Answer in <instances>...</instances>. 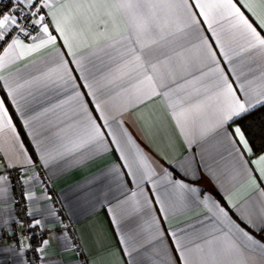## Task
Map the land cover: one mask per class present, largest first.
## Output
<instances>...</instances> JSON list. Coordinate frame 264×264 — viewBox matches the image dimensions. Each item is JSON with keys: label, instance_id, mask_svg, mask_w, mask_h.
<instances>
[{"label": "snow or ice", "instance_id": "1", "mask_svg": "<svg viewBox=\"0 0 264 264\" xmlns=\"http://www.w3.org/2000/svg\"><path fill=\"white\" fill-rule=\"evenodd\" d=\"M5 7L7 11L3 10ZM194 8L199 12H194ZM202 23L215 37L219 56L208 37L203 35ZM225 24L226 28L223 27ZM217 27L222 31L217 32ZM262 32L264 0H193L192 3L189 0H0V42L6 44L0 55V70L29 53L54 45L58 36L67 47V54L74 58L72 63L81 65L78 69L81 72L89 71L83 61L90 56L101 63L105 59L109 61L107 72L101 70L99 79L90 71L82 77L86 81L83 85L88 89L86 93L79 90L70 62L58 48H53L55 67L47 72L30 78L22 76L19 70L0 75V81H3L0 93L6 90V95L0 96V145L9 144L6 132L13 134L9 147H0L4 154L0 168L11 169L14 161L33 163L23 150L24 146L18 144L19 137L6 103L10 101L24 116L46 90L71 88L72 94L67 100L44 108V114L66 103L72 104V133L59 137L55 155L42 149L41 160L47 166L56 159L67 156L75 159L77 154H94L106 150L109 145L115 146L122 162L119 166L122 171L117 172V178L121 175L129 177L139 190L132 191L131 196L121 202L131 209L122 210L121 218L127 223L120 228L119 234V242L127 256H132L141 240L148 243L155 240L159 244L158 252L165 258L163 264H264V242L252 234L264 232V201L259 202L257 208L235 203L228 196L230 207L226 208L210 192L195 186L200 166L205 174H212L208 164L201 163L207 150L204 145L212 150L226 151L244 178L257 188L259 184L253 172H258L259 180L264 182V151L251 161L255 168H249V161L245 159L254 154L245 121L254 112L264 110V71L256 75L251 66L256 60L264 65ZM189 35L198 41L193 45L195 57L189 55L188 49L177 48V42ZM239 65H245L246 70ZM178 72L185 75L178 76ZM101 80L106 84L126 80L129 89L123 91L127 93L131 89L136 103L155 96L164 98L185 141L201 147L200 162L196 161L195 155L174 162L165 159L171 170L160 165L158 173L154 166L156 162L126 128L120 127L123 124L120 117L131 105L117 103L110 95L105 98L103 93L97 96ZM86 96L92 97L98 117H93ZM21 101H24L23 105ZM113 124L117 127L113 128ZM153 177H159L179 193L177 200L182 208L206 207L210 223L201 219L179 232L169 231L166 235L160 221L151 215L152 199L142 187L146 181L155 184ZM7 181V175H0V200L7 193ZM98 182L102 183L103 177ZM150 191L154 193L155 203L161 206L159 211L167 217L172 207L168 204V196L162 195L158 188ZM167 191L165 187V193ZM260 194L264 196V190ZM25 197L29 201L33 199L30 192L25 193ZM36 211L40 209L26 210L25 215L31 219L27 225L18 221L21 229L32 232L31 236L9 232L16 237L9 248L20 258L14 264H24L26 250L44 253L49 244L48 239H42L40 246L32 249L36 228H45L44 221L36 218ZM46 211L51 216L56 215L55 211ZM110 211L113 222L120 225L116 211ZM141 212L151 217L146 221V228L136 224L135 216ZM7 223L6 219H0V225ZM5 230L0 227V239ZM167 239H171V245H166ZM2 251L4 249H0Z\"/></svg>", "mask_w": 264, "mask_h": 264}, {"label": "crops", "instance_id": "2", "mask_svg": "<svg viewBox=\"0 0 264 264\" xmlns=\"http://www.w3.org/2000/svg\"><path fill=\"white\" fill-rule=\"evenodd\" d=\"M192 2L193 0H189V3ZM193 11L199 12L195 8ZM245 15L253 20L249 13L245 12ZM197 18L203 20L202 17L197 16ZM223 27L226 28L227 25L225 24ZM201 30L203 35L208 37L209 42L213 44L219 56L215 37L211 31L207 30V25L202 23ZM221 31V27H217V32ZM262 35H264V32H262ZM28 43H31V41ZM197 43L198 41L189 35L177 42V48L178 50L180 48L188 49L189 55L195 57L196 49L193 45ZM53 48H58L64 55V59L70 62L69 67L73 69L72 75L76 77V84L80 86L79 90L81 92L86 93L88 91L83 86L86 81L82 77L89 75V71L97 79H99L101 70L107 72L109 61L105 59V62L101 63L94 56H90L83 61L84 67L89 71H79L81 65L72 63L74 58L67 54L68 49L58 36L54 45H48L15 60L13 63L6 65L3 70H0V75L16 73L19 70L22 76L30 78L39 75L40 72H47L50 68L55 67L56 57ZM84 50L87 51L86 48ZM236 50L239 51L238 48ZM0 55H3V51ZM247 63L245 61V64ZM251 66L255 68L256 75L264 71V65H261L259 60L252 62ZM239 67L245 68V65H239ZM182 75H185V73L178 72V76ZM90 81L91 76H89L88 82ZM100 83V91L97 92V96L103 93L105 98L110 95L116 98L117 103L131 105L128 111H125L123 116L120 117L123 120L120 127L126 128L150 159L156 162L154 166L158 173L160 172V165L169 168V164L165 163V159L174 162L177 159L195 155L196 161L200 162L201 147L196 144L189 145L185 141L172 119L164 98L155 96L151 100L136 103L135 95L131 89L127 93L123 91L129 89V83L126 80H117L113 84H106L105 81L101 80ZM2 85L3 81H0V86ZM117 93H121V95L117 96ZM3 94L6 95V90ZM71 94L72 89L67 87L46 90V94L34 102L32 109L27 111L24 116H21L15 105H11L10 101L7 102L9 115L12 117L16 134L19 137L18 144L24 146L23 150L33 161L32 164L15 163L14 161L13 168L21 171L26 193L30 192L33 196L31 201L27 200L26 210L28 208L40 209V211L35 212V216L37 219H42L45 224L43 230L39 227L36 228L43 233V239L49 240L44 253H40V256L43 257L41 263L163 264L165 258L161 252H158L159 244L157 241L153 240L148 243L141 240L131 257L124 253L123 246L119 242L120 228L127 223L126 219L121 218L122 210L131 211L127 205L121 202L130 197L132 191L139 190L129 177L121 175L117 178V172L122 171L119 167L122 162L119 160V153L115 151V146L109 145L106 150L94 154L87 153L84 156L77 154L75 159L71 156L56 159L44 166L41 160V150L44 149L55 155L59 137L66 134L71 135L72 133L70 118L74 115L73 105L70 103L57 107L46 114H44V108H51L61 100H67ZM0 96H2L1 93ZM85 98L90 101L88 107L93 117H98L99 113L94 110V104L91 102L92 97L86 96ZM23 103L24 101H21L22 105ZM7 104L6 107H8ZM26 121L29 122L26 123ZM97 122L102 123L100 120H97ZM245 123L249 126L250 142L253 145L254 152L251 157L245 156V159L249 161V168H255L251 161L255 160L264 151V110H260L252 120ZM116 127L113 124V128ZM20 131H22L27 145L24 143ZM105 131L107 132L106 129ZM5 135L9 144L0 145V147L7 149L12 143L13 134L6 132ZM204 147L207 150L204 154V161L201 163L208 164L212 174H205L204 168L200 166L199 178L195 186L205 192H210L213 198L226 208L230 207L227 202L228 196H231L232 201L235 203L258 208L259 202L264 201V196L260 194V191L264 190V182L259 180V173H252L257 177V184H259V188H257L256 184L244 178L243 173L226 151L223 149L219 151L212 150L208 145H204ZM210 152L211 154H209ZM0 155V163H2L4 161L3 152H0ZM37 168L42 169L48 179L50 192L40 187L36 176ZM114 169L115 171H113ZM7 170L9 169L6 167L0 168V175H6ZM169 170L171 169L169 168ZM101 177H103L102 183L98 182ZM153 180L156 181L155 184L146 181L142 187L145 194L152 199L151 215L160 221V227L166 230V235L169 231L179 232L186 225L201 219L210 223L208 220L209 212L206 207L200 205L193 208H182L177 200L179 193L173 191L159 177H153ZM6 186L7 193L0 200V219L8 221L7 225H0L3 228H9L15 222L9 179ZM165 187L168 188L167 193H165ZM153 188H158L162 195L168 196V204L172 207L167 217L159 211L161 206L155 203L154 193L150 191ZM46 209L55 211L56 215H49ZM113 209L116 211V219L121 220L120 225L113 222L112 211H110ZM232 211L235 212L234 209ZM150 218V216L141 212L135 216L136 224L146 228V221H149ZM233 218L235 219V216ZM28 219L31 221L29 217ZM17 230L18 232L23 231L19 225ZM125 231H127V228H125ZM252 234L261 242H264V232L258 234L253 232ZM15 240L16 237L7 240L0 239V249H4L0 252V264H14V261H19L20 258L17 254L9 248V245L14 244ZM171 243V239L166 240V245H171ZM23 261L24 264H27L25 254Z\"/></svg>", "mask_w": 264, "mask_h": 264}, {"label": "built area", "instance_id": "3", "mask_svg": "<svg viewBox=\"0 0 264 264\" xmlns=\"http://www.w3.org/2000/svg\"><path fill=\"white\" fill-rule=\"evenodd\" d=\"M4 11H7V8H3ZM15 35V33H13ZM23 39V37H21ZM10 42V40H9ZM26 43L30 42V40H26ZM6 47V44L3 42H0V53L3 51V48ZM0 162H1V155H0ZM6 175L8 176V179L11 184V194H12V211L15 216V222L9 227L5 228L6 230L3 232V238L1 240H7L11 237H15V235H9V232L12 233H18L17 227H18V221H23L25 225L30 223L31 221L28 219V216L25 215L26 208H27V199L25 197V183L24 179L21 175V171L17 168H11L6 171ZM36 176L39 180L40 187L50 192V183L48 179L46 178L44 172L42 169L37 168ZM36 235L33 237L31 244L32 249H35L36 247L40 246V242L43 239V233L40 230H35ZM23 234L31 236L32 232L27 231L23 229ZM40 256V253H36L35 251L29 249L25 252V259L27 264H42L40 259H37V257Z\"/></svg>", "mask_w": 264, "mask_h": 264}, {"label": "trees", "instance_id": "4", "mask_svg": "<svg viewBox=\"0 0 264 264\" xmlns=\"http://www.w3.org/2000/svg\"><path fill=\"white\" fill-rule=\"evenodd\" d=\"M2 94V96H4V94L3 93H1ZM7 104V103H6ZM7 106H8V108H9V105L7 104ZM259 111L260 110H258V111H256V112H254V114L253 115H251L246 121H248V120H252L253 118H254V116L257 114V113H259ZM245 121V122H246ZM21 132V136H22V139H23V141H24V143L27 145V142H26V139H25V137H24V135H23V133H22V131H20ZM219 200L222 202V200H221V198L219 197Z\"/></svg>", "mask_w": 264, "mask_h": 264}]
</instances>
